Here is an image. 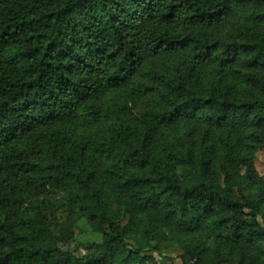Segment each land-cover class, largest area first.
<instances>
[{"label":"trees","instance_id":"obj_1","mask_svg":"<svg viewBox=\"0 0 264 264\" xmlns=\"http://www.w3.org/2000/svg\"><path fill=\"white\" fill-rule=\"evenodd\" d=\"M247 1L0 0V264H160L150 253H170V229L206 230L182 264H264V192L247 174L214 182L213 149L152 161L155 137L183 122L264 124L263 35L210 34ZM137 108L149 132L126 118Z\"/></svg>","mask_w":264,"mask_h":264},{"label":"rangeland","instance_id":"obj_2","mask_svg":"<svg viewBox=\"0 0 264 264\" xmlns=\"http://www.w3.org/2000/svg\"><path fill=\"white\" fill-rule=\"evenodd\" d=\"M264 9V0H248L246 4L236 5L230 12L229 17L219 27L213 29L210 34L215 33L218 40L225 42L231 39H245L248 34L257 32L264 37V24H255L249 19V15L252 12L260 11ZM211 73V72H210ZM235 79V82L239 86L238 96L242 97L245 94L244 87ZM243 85V84H242ZM209 89V87H208ZM242 95V96H241ZM142 107H150L149 101L142 104ZM147 109V108H146ZM143 111L142 108H137L130 114V117L134 118L137 125L143 132H149L147 126L143 125L139 120V113ZM118 124L121 122V118H115ZM113 124V121L103 120L98 126L91 127L90 129L83 130L81 127L76 128L78 137H87L94 131H98L101 127H108ZM134 125V124H133ZM106 129V128H104ZM209 138V141H206ZM156 149L155 156L153 157V163H157L158 159H162L166 162L170 153H181V151L190 154L191 157L200 159L201 153L208 149L218 152L217 156H212V164L210 166L209 176L214 182H218V173L223 174L231 170L238 169L241 173L248 175V180L256 190L264 192V124L253 125L247 129H212L206 125V123L198 121L191 123H180L162 129L161 135L155 137ZM103 160V159H102ZM101 160V161H102ZM250 187L245 188V192H248ZM62 191L59 193H49L44 196L31 197L26 202L25 206L27 210H31L36 207L41 201L54 202L62 197ZM261 222L263 223L262 219ZM82 227L87 231L86 238L101 241L100 235L94 233L92 229L82 222ZM171 236V244L166 248L170 253L165 254L164 257L157 253H150L155 256L160 264H182L179 259V255L183 252L184 244L188 241H205L206 230L199 232L183 233L176 229L169 230ZM231 245H223L222 251H228ZM244 254L256 259L259 256L257 249L250 243H241L239 246ZM236 248V247H235ZM83 253V252H81Z\"/></svg>","mask_w":264,"mask_h":264}]
</instances>
